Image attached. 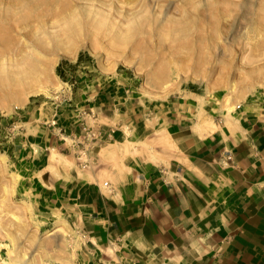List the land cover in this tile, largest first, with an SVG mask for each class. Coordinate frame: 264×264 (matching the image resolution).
<instances>
[{
    "label": "rangeland",
    "instance_id": "1",
    "mask_svg": "<svg viewBox=\"0 0 264 264\" xmlns=\"http://www.w3.org/2000/svg\"><path fill=\"white\" fill-rule=\"evenodd\" d=\"M0 52V264H129L89 240L113 187L109 140L77 157L84 126L137 121L115 154L156 160L171 120L264 118V0H0Z\"/></svg>",
    "mask_w": 264,
    "mask_h": 264
},
{
    "label": "crops",
    "instance_id": "2",
    "mask_svg": "<svg viewBox=\"0 0 264 264\" xmlns=\"http://www.w3.org/2000/svg\"><path fill=\"white\" fill-rule=\"evenodd\" d=\"M182 118L165 127L171 148L156 160L115 154L125 126L139 122L95 126L109 141L94 173L109 172L113 189L90 215L89 240L114 241L126 263L264 264V118L244 115L234 133ZM152 130L143 127L140 140L150 142Z\"/></svg>",
    "mask_w": 264,
    "mask_h": 264
},
{
    "label": "built area",
    "instance_id": "3",
    "mask_svg": "<svg viewBox=\"0 0 264 264\" xmlns=\"http://www.w3.org/2000/svg\"><path fill=\"white\" fill-rule=\"evenodd\" d=\"M58 96H54L53 98H50L51 101L54 103L56 101ZM58 106H55V110L57 109ZM242 107L241 104L237 105V109H240ZM56 115V114H55ZM53 115L52 120L50 121V126L56 127L59 121V117H56ZM58 128V127H57ZM59 130H62V127H59ZM84 132L78 134H74L73 140L76 141V143L79 146V151H78V159L82 161L81 163L83 164L84 167H87L90 165L89 162V157L91 156L90 152L91 149L102 145L104 142V137H105V131L101 128L94 127L92 129H88L87 126H84L83 128ZM84 157L87 158L84 160ZM104 185L109 186V182L105 181ZM129 264H138L137 260L131 261Z\"/></svg>",
    "mask_w": 264,
    "mask_h": 264
},
{
    "label": "bare ground",
    "instance_id": "4",
    "mask_svg": "<svg viewBox=\"0 0 264 264\" xmlns=\"http://www.w3.org/2000/svg\"><path fill=\"white\" fill-rule=\"evenodd\" d=\"M52 37H54L55 38V36H53V35H51ZM57 37V36H56ZM58 39V38H57ZM1 53V52H0Z\"/></svg>",
    "mask_w": 264,
    "mask_h": 264
}]
</instances>
